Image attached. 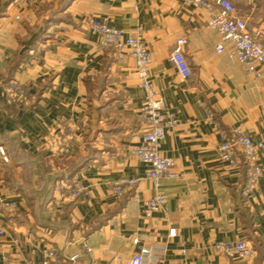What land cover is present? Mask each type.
Wrapping results in <instances>:
<instances>
[{
  "label": "crops",
  "instance_id": "1",
  "mask_svg": "<svg viewBox=\"0 0 264 264\" xmlns=\"http://www.w3.org/2000/svg\"><path fill=\"white\" fill-rule=\"evenodd\" d=\"M229 1L248 30L264 29V0ZM92 19L126 33L141 28L154 89L178 121L161 147L177 177L161 182L157 192L167 202L150 219L144 202L156 191L131 154L133 136L143 131L136 117L144 94L133 60L101 49L89 31ZM206 22L204 10L178 0H37L18 7L0 0V197L17 206L0 214V264H40L49 247L58 251L49 264H129L140 247L150 250L148 264H264V177L244 195L245 164L230 168L216 154L217 129L240 126L264 138V67L252 78L226 52L217 54L219 37ZM179 37L186 40L188 79L169 60ZM12 81L28 88L13 105ZM69 143L76 152L60 156ZM258 156L264 162V150ZM134 177L136 186L112 193L113 182ZM66 179L89 196L62 195L57 184ZM242 239L256 246L250 261L212 249Z\"/></svg>",
  "mask_w": 264,
  "mask_h": 264
},
{
  "label": "built area",
  "instance_id": "2",
  "mask_svg": "<svg viewBox=\"0 0 264 264\" xmlns=\"http://www.w3.org/2000/svg\"><path fill=\"white\" fill-rule=\"evenodd\" d=\"M37 0H15V5L24 6L35 3ZM190 8L202 9L207 13V26L214 31L219 42L215 46V52H226L229 59L241 65L245 73L252 78H261V67H264V29L250 31L247 28V19L237 15L236 9L229 0H178ZM16 16V19H19ZM89 31L98 36L99 47L104 50H112L118 59L124 54L133 62L138 80V85L144 94V101L139 108L136 120L142 126L140 135H135L137 144L132 148L131 154L143 166L144 179L151 182L156 194L144 202L143 217L150 219L153 214L161 210L166 202V195L157 192L163 180H173L177 177L175 162L172 158L161 154V147L165 140L166 130L175 129L178 121L164 111V101L154 89L149 74L151 65V53L142 39V30L137 27L132 32L126 33L107 26L97 20L89 21ZM186 40L179 37L175 41L169 60L182 79H188L191 71L184 56L183 47ZM9 104H16L26 99L28 88L26 85L11 82L9 88ZM211 117V114H209ZM220 143L216 148V154L220 162L230 168H238L244 163L247 168V180L244 185V195L253 193V189L259 178L264 177V162L258 156L260 150H264V138L253 139L240 126L233 127L228 133L217 129ZM76 152L72 144H66L59 151L60 156L68 157ZM5 155V150L0 146V156ZM140 178L121 179L112 183V193L116 197L122 196L126 190L136 186ZM57 190L62 195L73 199L88 197V191L75 181L66 179L57 184ZM16 204L0 197V214L16 210ZM4 229L0 225V237L4 236ZM174 230L169 231V236H174ZM132 244L139 246L137 238ZM214 252L222 254L229 259L237 261H250L254 257L252 244L247 240L230 242H216L212 245ZM0 253H2L0 247ZM150 250L140 247L130 258L129 264H148ZM58 251L55 247H49L42 251L40 264H49L56 260ZM77 255L71 260H75ZM12 264H34L31 261L14 262Z\"/></svg>",
  "mask_w": 264,
  "mask_h": 264
},
{
  "label": "trees",
  "instance_id": "3",
  "mask_svg": "<svg viewBox=\"0 0 264 264\" xmlns=\"http://www.w3.org/2000/svg\"><path fill=\"white\" fill-rule=\"evenodd\" d=\"M252 246H253V245H252ZM255 247H256V246H255ZM255 247H253V249H254V252L256 251Z\"/></svg>",
  "mask_w": 264,
  "mask_h": 264
}]
</instances>
